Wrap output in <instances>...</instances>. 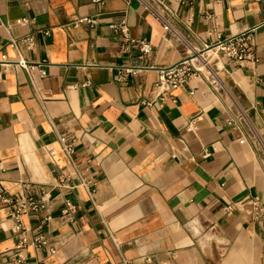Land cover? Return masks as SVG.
I'll list each match as a JSON object with an SVG mask.
<instances>
[{
    "label": "crops",
    "instance_id": "1",
    "mask_svg": "<svg viewBox=\"0 0 264 264\" xmlns=\"http://www.w3.org/2000/svg\"><path fill=\"white\" fill-rule=\"evenodd\" d=\"M171 3L197 48L257 28V67H227L225 78L264 141V0ZM96 15V27H71ZM0 19L34 39L16 51L0 28V264H18L19 242L2 201L45 194L46 209L22 217L21 264H264V224L251 217L252 200L264 204L263 158L202 82L159 97L158 69L184 50L136 1L0 0ZM122 21L151 43L150 58L123 49L111 28ZM132 67L144 70H123ZM62 135L74 141L72 161ZM39 237L56 253L36 249Z\"/></svg>",
    "mask_w": 264,
    "mask_h": 264
},
{
    "label": "built area",
    "instance_id": "2",
    "mask_svg": "<svg viewBox=\"0 0 264 264\" xmlns=\"http://www.w3.org/2000/svg\"><path fill=\"white\" fill-rule=\"evenodd\" d=\"M106 0H92L96 6L104 5ZM129 6L132 1H136L143 10L156 20L162 27L165 33L172 35L173 39L183 48V58L177 64L160 68L159 80L155 85L156 92L163 99L164 94L170 90H182L193 81L202 82L216 97L223 100L229 105V111H235V114L228 120V125L234 130L240 131L243 138L251 147L258 152L263 158L264 166V141L261 138L259 131L252 125L247 112L242 110L237 102V99L232 92L228 80L225 78L230 75L227 67L234 66L237 68L255 69L259 63V58L256 55L254 48L257 28H251L237 36L230 38L219 39L215 44H203L201 48L194 46L190 36L181 34L176 29L178 21L177 11L172 6V0H123ZM18 24L26 25L27 20H19ZM99 24L98 15L93 17H79L72 21L71 27L80 28L83 26L96 27ZM0 28H4L9 36L8 46L18 51L20 43L28 45L29 49L34 46L32 36L24 38H16L11 32V26L4 25L0 19ZM111 28L119 33L123 38V49L136 47L140 53V59L150 58L153 54V46L148 40L133 39L130 35L129 28L125 21L119 24H113ZM46 36L50 32L45 33ZM1 64H9L7 57L2 56ZM16 65L25 68L28 72L35 66L28 64L25 60H21ZM126 74L136 76L144 68L132 67L123 69ZM44 75V74H43ZM61 151L72 161L74 151V141H70L65 135L59 138ZM54 154V151H51ZM84 186L91 185V182H83ZM2 191L0 181V192ZM48 195L45 194L43 199L35 200L33 198H23L21 200L4 199L2 202L9 205V217L13 221L12 233L19 237L18 245L16 246L17 263L21 264L23 251L27 248L28 239L25 234L27 229L22 223V217L30 213H40L47 207ZM74 207L68 202L64 214L70 213ZM251 217L253 220L264 224V204L259 198H254L251 204ZM49 220V218L47 219ZM36 249L46 250L53 255L56 251L49 248L48 241L44 237L36 238L32 244ZM146 264H151L152 259H145ZM125 264H132L125 262Z\"/></svg>",
    "mask_w": 264,
    "mask_h": 264
}]
</instances>
